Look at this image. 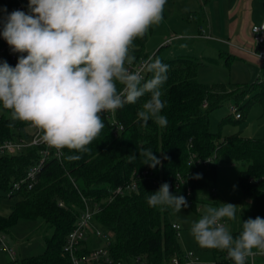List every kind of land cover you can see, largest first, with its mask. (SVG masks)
<instances>
[{"label":"trees","instance_id":"16d2710c","mask_svg":"<svg viewBox=\"0 0 264 264\" xmlns=\"http://www.w3.org/2000/svg\"><path fill=\"white\" fill-rule=\"evenodd\" d=\"M22 1L28 11V0ZM0 6L6 9L4 16L15 10L14 3L8 0H0ZM186 19L203 25L200 12L191 13ZM152 34L153 27L134 42L131 54L136 63L153 57L168 65L167 80L162 86V100L166 105L161 112L167 118L166 126L161 127L153 120L145 125L137 120V112L147 97L134 105H125L117 111V119L124 127L119 138L113 136L111 125L102 117L105 127L88 146L87 152L65 149L61 162L51 160L46 163L32 190L10 196L17 197L18 201L8 216H0V234L5 235L20 220H40L46 229L45 251L19 264H68L61 256L62 247L83 208L82 197L106 200L110 191L128 180L134 170L148 169L153 177L143 178L138 192L117 197L112 202L106 200L103 210L95 218L99 226L115 235L110 247L115 261H129L141 255L152 264H166L174 255L184 253L178 244L179 233L169 221L171 209L150 207L147 203L148 196L161 184L167 182L171 186L178 173L185 176L186 185L170 188V192L184 196L188 206L195 208L200 202L197 192L215 191L220 163L244 164L239 176V185L247 203L242 212V222L258 216L264 218V140L240 135L222 138L210 127L211 113L228 101L240 109L241 118L236 121L242 120L255 103L264 104V81L259 77L250 85H231V90L223 84L205 85L198 79L201 63L196 60L164 58L163 47L154 54L147 53L146 44ZM18 57L16 60L7 57L1 62L6 61L15 67ZM229 64L230 61L226 60L225 65ZM205 103L206 108L203 107ZM231 120L232 116H228L223 121ZM27 124L12 121L10 112L0 108V141L13 138ZM142 149L153 151L161 164L155 168L143 164L144 157L139 155ZM191 153L201 159L216 155V159L208 167L189 166ZM76 155L80 158L68 159ZM38 157V148H31L18 156L1 157L0 188L8 191L12 183L24 178L26 170ZM197 174L200 178H196ZM156 179H162V183H155ZM60 202H64V208L59 207ZM242 222L232 232L234 236L240 232ZM212 251L214 264H233L226 251ZM257 262H264V256L257 257Z\"/></svg>","mask_w":264,"mask_h":264},{"label":"clouds","instance_id":"9594fccd","mask_svg":"<svg viewBox=\"0 0 264 264\" xmlns=\"http://www.w3.org/2000/svg\"><path fill=\"white\" fill-rule=\"evenodd\" d=\"M167 0H28V11L0 18V36L19 53L15 67L0 62V108L12 121L28 123L39 140L58 156L84 153L105 127L102 114L134 105L147 97L137 120L159 126L166 102L162 86L168 65L149 57L135 70L134 42L163 20ZM6 12V9L0 10ZM261 30L257 28L256 31ZM139 155L151 168L161 160L150 149ZM78 155L68 159H79ZM196 178H200L197 174ZM150 207L187 208L165 182L147 198ZM237 205H206L190 226L196 243L226 251L233 264L264 256V218L242 222L238 235L227 226Z\"/></svg>","mask_w":264,"mask_h":264},{"label":"rangeland","instance_id":"374dc122","mask_svg":"<svg viewBox=\"0 0 264 264\" xmlns=\"http://www.w3.org/2000/svg\"><path fill=\"white\" fill-rule=\"evenodd\" d=\"M233 0H167L163 12V20L159 25L153 26V34L146 44L147 53L154 54L162 48L164 58L193 59L201 63L198 79L205 85H226L228 90L231 85H250L260 77L264 80V69L256 63L245 61H230L229 66L225 65L228 54L224 45L216 43V38H212L207 44L205 41L193 39V35L199 36L198 25L187 21L186 17L194 12H200L204 17L208 12L214 18V25L218 32H226L227 25L231 24L235 18H225L226 8L230 7ZM252 7L256 13L264 15V0H252ZM0 10H3L0 6ZM4 16L0 11V18ZM1 27V26H0ZM176 35L184 40H171ZM228 40V38H226ZM169 41L168 44H165ZM232 102L225 103L222 107L213 111L210 115V127L214 133H218L222 138L240 135L244 138L264 140V104L255 103L242 120L236 121L231 112ZM228 116H232L231 121L224 122ZM245 168L242 163H220L218 166L217 186L214 192L200 191L197 196L200 202L195 208L188 206L181 208L180 212L171 209L169 221L172 224L181 226L178 244L184 253L195 254L203 264H214L215 257L212 249L200 247L190 234V226L203 213L206 205L220 206L221 203H232L237 205L236 219L228 221L231 232L236 231L243 219L242 212L247 207L242 189L239 185V176ZM18 201L17 197H10L7 191L0 188V216H8L11 209ZM45 228V227H44ZM102 232L106 229L98 226ZM46 230V229H45ZM43 222L20 220L4 235L8 249L13 250L15 259L18 262L27 260L33 256L42 254L45 251ZM50 235V234H47ZM113 242L115 238H113ZM96 246L106 243V238L101 241L96 240ZM112 241V240H111ZM95 243V241H94ZM93 243V244H94ZM9 252L0 249V264H10L12 262Z\"/></svg>","mask_w":264,"mask_h":264},{"label":"built area","instance_id":"2783aa9c","mask_svg":"<svg viewBox=\"0 0 264 264\" xmlns=\"http://www.w3.org/2000/svg\"><path fill=\"white\" fill-rule=\"evenodd\" d=\"M14 3L15 10L25 11L22 0H8ZM257 28L261 30L256 31ZM201 38H210L206 33L205 29H201ZM180 37L175 36L170 39H179ZM252 44L254 47V54L261 60L262 69H264V18L259 23L252 27ZM167 41L165 44H168ZM19 53H15L11 50L7 42L0 36V62L4 61L7 57L11 60H16ZM142 62H134L131 68L135 70L140 67ZM264 81V80H261ZM204 108L207 107V103L203 105ZM118 111V110H117ZM117 111L115 112H105L102 117L107 119L112 128V133L115 138H119L124 127L119 123L117 119ZM232 114L236 119L241 118V112L238 106H232ZM31 148L39 149V157L37 161L31 165L26 170V175L24 178L16 181L10 185L7 194L9 196H17L22 191L32 190L39 181V176L42 169L48 161L58 160L62 161L64 154L58 156L56 151L39 140V134L36 129L32 128L27 124L26 128L18 133L11 139L0 141V158L1 157H12L18 156L27 152ZM216 155L207 159H201L195 153H191L189 156L188 164L189 166L200 165L208 167L215 162ZM152 172L148 169L145 171L134 170L130 178L122 182L119 186L112 189L108 195V201L112 202L117 197L125 196L128 194H133L139 191V183L143 178H151ZM162 183V179L159 181L156 179L155 183ZM186 185V178L181 173H178L170 188H179ZM188 192H191L190 187H188ZM105 199H94L82 197L83 208L80 210L77 216L76 224L73 230L67 235L65 243L62 247L61 256L66 259L68 264H152L144 256H136L129 261H115L111 255L110 247L112 246L113 238L115 235L106 229V232H102L98 229V224L95 221L96 216L103 210V204L106 202ZM59 207L64 208V202L59 203ZM172 227L180 233L181 226L178 224H173ZM106 238V243L101 246H96V240L101 241V239ZM112 240V241H111ZM95 241V243H94ZM94 243V244H93ZM0 249H5L9 252L13 264H19L15 259V252L8 249L5 243V236L0 234ZM261 255H256L250 257L247 264H264V262H257V257ZM166 264H203L200 259L193 253H183L181 255H174L169 259Z\"/></svg>","mask_w":264,"mask_h":264},{"label":"crops","instance_id":"0c3cea01","mask_svg":"<svg viewBox=\"0 0 264 264\" xmlns=\"http://www.w3.org/2000/svg\"><path fill=\"white\" fill-rule=\"evenodd\" d=\"M192 13H194V11H192ZM225 15V18L228 17L229 19H233L235 18V15H238V19H235L231 24L227 25L226 32H218L216 30L214 18L208 12L207 16H203L202 26L198 25L196 22L194 23L198 25L199 36L201 35V29L204 28L210 38H201V36L197 37L198 35H193L192 38L198 41H205L208 44V42L214 37L216 38L217 44L219 42L220 45H224L225 48H227V51L225 52L228 54L229 61L238 60L248 63L252 62L258 65V69L262 67L261 60L254 54L251 35L252 27L259 24L263 20L264 15L255 12L252 7V0H233L230 7L228 5L226 8ZM176 36L180 37L178 35ZM226 38H228V40H226ZM176 40H184V38L180 37Z\"/></svg>","mask_w":264,"mask_h":264}]
</instances>
